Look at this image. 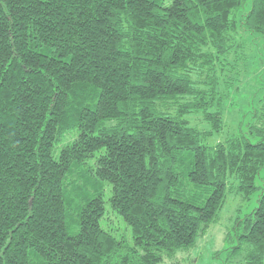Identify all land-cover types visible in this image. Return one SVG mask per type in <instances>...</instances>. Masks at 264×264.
<instances>
[{
    "label": "trees",
    "instance_id": "obj_1",
    "mask_svg": "<svg viewBox=\"0 0 264 264\" xmlns=\"http://www.w3.org/2000/svg\"><path fill=\"white\" fill-rule=\"evenodd\" d=\"M248 2L0 0V264H178L230 195L256 205L224 264H264V92L209 144L228 127L217 74L241 33L264 37Z\"/></svg>",
    "mask_w": 264,
    "mask_h": 264
},
{
    "label": "rangeland",
    "instance_id": "obj_2",
    "mask_svg": "<svg viewBox=\"0 0 264 264\" xmlns=\"http://www.w3.org/2000/svg\"><path fill=\"white\" fill-rule=\"evenodd\" d=\"M248 1L250 2V0ZM249 2L243 9L244 11L237 14V17L241 18L248 12ZM240 42L243 50L239 57L232 55L227 70L222 74H217L219 83L222 84V87L220 85V93L229 94L225 114L228 127L222 135L209 141L211 145L223 141L229 135L238 133L239 128L245 126L249 121V108L255 94L261 95V92H264V37L245 32V34H240ZM203 72L200 75H203L202 81L209 83V79L205 78L206 74ZM230 82L231 87L228 89ZM191 123L198 125L201 129L208 128L201 121L200 116H192ZM261 182L260 178H257L256 186ZM255 201L256 197L248 205L243 203L241 196L230 195L218 222L199 240L194 249L187 253L178 254L176 262L178 264H224L227 230L237 215L248 212L256 205ZM106 214L105 220L102 222L103 227L120 237L128 235V240H131V233L124 221L112 214L108 206H106Z\"/></svg>",
    "mask_w": 264,
    "mask_h": 264
}]
</instances>
